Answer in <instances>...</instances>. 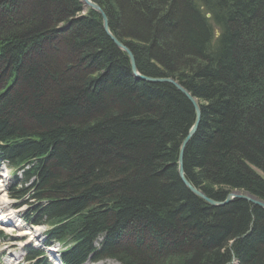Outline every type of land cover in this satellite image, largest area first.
I'll list each match as a JSON object with an SVG mask.
<instances>
[{
    "label": "trees",
    "instance_id": "16d2710c",
    "mask_svg": "<svg viewBox=\"0 0 264 264\" xmlns=\"http://www.w3.org/2000/svg\"><path fill=\"white\" fill-rule=\"evenodd\" d=\"M91 1L141 75L198 100L188 181L215 201H264V0ZM83 11L81 0H0V165L20 183L8 197L22 220L46 227L63 264H264V210L211 207L178 177L190 102L136 80Z\"/></svg>",
    "mask_w": 264,
    "mask_h": 264
},
{
    "label": "rangeland",
    "instance_id": "374dc122",
    "mask_svg": "<svg viewBox=\"0 0 264 264\" xmlns=\"http://www.w3.org/2000/svg\"><path fill=\"white\" fill-rule=\"evenodd\" d=\"M86 10L84 9V11L82 12V14L80 16H84L86 15ZM215 31H216V35L218 33L217 28L215 27ZM32 166L31 165H27L26 167H24L21 171H19V169H17L15 171V175L18 177L19 180L23 179V175H24V171L27 169H30ZM3 170V171H1ZM5 175V177H3V175ZM0 186H2L1 188L4 190L3 192V199L5 197H7V201L5 202L4 205V200L1 201V206H0V217L5 218L7 211L8 210H12L13 209V205L17 204V201H12L8 198L7 192H9L8 188L10 189L12 186L16 185L19 186L18 183H15V180L12 179V173L9 172V169L6 166L1 165L0 167ZM28 185L27 184H22L23 188H26ZM233 192V191H232ZM240 193H246L243 191H238ZM231 193V192H230ZM248 194V193H247ZM2 195V193L0 194V196ZM28 197L24 198V200H28ZM30 202V201H29ZM30 205V204H28ZM31 206V205H30ZM24 209L21 208L19 210L20 214L24 213ZM17 212V211H15ZM2 215V216H1ZM18 215V214H17ZM16 215V216H17ZM8 218V217H6ZM2 221V220H1ZM12 223L15 222L14 219L11 220ZM6 224H2L0 222V232L3 233V240L0 238V264H38L37 261L34 262H27V256H25V248H27L28 246H32L34 248H37L39 250H43L42 248V239L44 236V232L46 230L45 226H41V227H36L34 228V230H28L22 227H14L13 224H11V222L5 220ZM32 228V227H29ZM27 231H29L30 233H28ZM22 232V233H21ZM24 232H27L28 235L23 236L22 234ZM30 234V235H29ZM101 240H96V243L100 242ZM95 243V244H96ZM232 240L229 242L230 246H231ZM96 246H98V244H96ZM59 245H57L56 243L53 245V249L54 252L53 254L55 255V258L57 259H61L60 256H58L59 254ZM231 249V247H229ZM230 249L228 251V254L230 252ZM63 250V248L61 249ZM46 253V256L48 258H50V252L48 250H44ZM231 254V253H230ZM53 259V258H51ZM234 261V262H233ZM231 264L235 263L238 264L237 260H233ZM47 262V261H46ZM49 262V261H48ZM47 262V264H48ZM50 264V262H49ZM84 264H118L117 262L111 260V259H103L101 261H97V262H93L91 260H87Z\"/></svg>",
    "mask_w": 264,
    "mask_h": 264
},
{
    "label": "water",
    "instance_id": "95a60500",
    "mask_svg": "<svg viewBox=\"0 0 264 264\" xmlns=\"http://www.w3.org/2000/svg\"><path fill=\"white\" fill-rule=\"evenodd\" d=\"M83 4V10L84 9H90L94 12H96L102 20V27L104 29V32L106 35L109 37V39L113 42L115 47L119 49L121 52H123L128 60H129V65L130 69L132 72L133 77L138 80V81H143L148 84L152 85H157V84H169L173 86L178 92H180L185 98L190 102L191 106L193 107L194 110V120L193 123L187 132L185 138L182 140L180 147H179V152H178V157H177V174L182 182V184L187 188L188 191H190L194 196L200 198L204 202H206L209 206L214 207V208H221L225 207L228 204H231L232 202L239 200V201H244L250 204L253 207H258L262 210H264V201H261L254 196L247 194V193H240L238 191H233L229 193L226 198L222 201H215L210 198H208L202 191L199 189L195 188L186 178L185 173H184V166H183V159H184V152L189 144V142L192 140V138L195 136L197 133V130L199 128L200 122H201V108L198 100L191 96L188 91H186L180 84H178L175 80L171 78H155V77H148V76H143L139 73L136 63H135V58L133 53L130 51L128 47H126L123 43H121L117 38H115L112 33L109 30L108 26V20L107 17L104 13V11L94 2L91 0H81ZM209 18V15L207 16ZM219 33H217L216 36H218Z\"/></svg>",
    "mask_w": 264,
    "mask_h": 264
},
{
    "label": "bare ground",
    "instance_id": "6f19581e",
    "mask_svg": "<svg viewBox=\"0 0 264 264\" xmlns=\"http://www.w3.org/2000/svg\"><path fill=\"white\" fill-rule=\"evenodd\" d=\"M2 186H0V194L2 193V195L0 196V206H1V201H3L4 200V205H5V202L8 200L7 199V197L5 196L4 197V199H3V192H4V190L1 188ZM193 195V194H192ZM7 199V200H6ZM9 212H11V210H8L7 211V213H9ZM11 214H13V216L15 215L14 214V212H12ZM2 216V215H1ZM6 217H10V215H8V214H6L5 215ZM3 218V217H0V222L2 223V224H6V222H5V220H8L9 219V217L8 218ZM2 220V221H1ZM9 222H10V220H8ZM17 221V220H16ZM22 226V223L21 222H19V223H16L14 226L15 227H18V226ZM28 233H30L29 231H27ZM27 232H24L22 235H28V233ZM22 233V232H21ZM31 234V233H30ZM29 234V235H30ZM44 257L46 258V260H47V262L49 261L50 262V264H51V257L50 258H48L47 256H46V254H44ZM27 262H30V261H27ZM49 262H48V264H49ZM234 262V261H233ZM233 264H235V263H233Z\"/></svg>",
    "mask_w": 264,
    "mask_h": 264
}]
</instances>
